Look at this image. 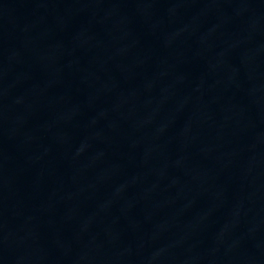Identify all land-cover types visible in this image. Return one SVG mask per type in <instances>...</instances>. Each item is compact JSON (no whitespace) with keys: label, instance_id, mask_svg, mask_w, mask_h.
<instances>
[{"label":"water","instance_id":"1","mask_svg":"<svg viewBox=\"0 0 264 264\" xmlns=\"http://www.w3.org/2000/svg\"><path fill=\"white\" fill-rule=\"evenodd\" d=\"M28 264H264V0H130Z\"/></svg>","mask_w":264,"mask_h":264}]
</instances>
